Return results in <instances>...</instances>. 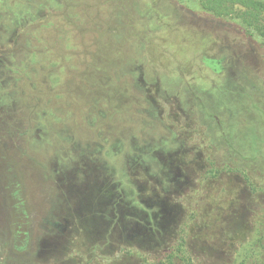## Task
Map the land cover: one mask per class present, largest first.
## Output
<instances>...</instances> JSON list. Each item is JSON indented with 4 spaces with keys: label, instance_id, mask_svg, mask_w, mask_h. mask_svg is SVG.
<instances>
[{
    "label": "rangeland",
    "instance_id": "374dc122",
    "mask_svg": "<svg viewBox=\"0 0 264 264\" xmlns=\"http://www.w3.org/2000/svg\"><path fill=\"white\" fill-rule=\"evenodd\" d=\"M181 248L264 264L263 39L199 0H0V264Z\"/></svg>",
    "mask_w": 264,
    "mask_h": 264
},
{
    "label": "trees",
    "instance_id": "16d2710c",
    "mask_svg": "<svg viewBox=\"0 0 264 264\" xmlns=\"http://www.w3.org/2000/svg\"><path fill=\"white\" fill-rule=\"evenodd\" d=\"M199 3L202 9L214 16L236 17L244 26L255 31L264 43V0H199ZM175 258H180L182 264H193L182 248L177 249ZM167 264H175L174 257Z\"/></svg>",
    "mask_w": 264,
    "mask_h": 264
}]
</instances>
